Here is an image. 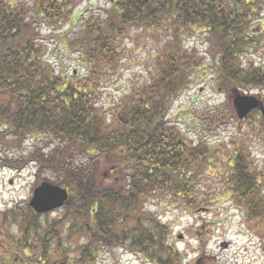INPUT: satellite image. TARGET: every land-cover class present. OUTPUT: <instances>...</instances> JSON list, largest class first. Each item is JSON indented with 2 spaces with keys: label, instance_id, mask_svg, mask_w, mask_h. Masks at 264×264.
<instances>
[{
  "label": "trees",
  "instance_id": "1",
  "mask_svg": "<svg viewBox=\"0 0 264 264\" xmlns=\"http://www.w3.org/2000/svg\"><path fill=\"white\" fill-rule=\"evenodd\" d=\"M80 3L0 0V169L35 166L38 182L52 171L70 194L58 220L39 221L45 214L29 203L0 210V235L18 226L15 235L0 236L9 239L0 243L8 251L3 261L52 263L66 250L54 248L63 226L83 239L81 264L113 247L171 264L179 257L172 226L148 207L201 211L217 195L264 225V170L253 156L264 142V116L247 131L251 139L235 135L219 144L189 140L169 118L195 76L211 74L219 93L264 88V67L251 63L264 54V28L255 25L264 21V0H110L89 14L76 12ZM70 21L77 26L57 33ZM135 31L163 45L144 81L106 102L105 83L122 77ZM198 33L204 54L184 46ZM49 37L77 67L51 60Z\"/></svg>",
  "mask_w": 264,
  "mask_h": 264
},
{
  "label": "rangeland",
  "instance_id": "2",
  "mask_svg": "<svg viewBox=\"0 0 264 264\" xmlns=\"http://www.w3.org/2000/svg\"><path fill=\"white\" fill-rule=\"evenodd\" d=\"M109 2L110 0H81L76 12L81 10H86V14L101 12L106 7L108 8ZM255 25H257V29L264 28V21H256ZM74 26L77 25L70 21L57 33H67ZM42 32L43 35L49 36L52 31L42 27ZM203 34L198 33L188 37L184 46L197 49L204 54L207 52L208 45H206L207 42ZM133 35L136 38L128 44V58L122 77L112 76L105 83L106 102L114 97H120L122 91L129 89L132 85L143 82L142 75L146 74L147 68L152 65L153 59L151 57L155 54L157 45L159 47L163 45V43H156L147 32L138 35V32L135 31ZM48 42L52 61L57 65L60 63L67 69L77 67L74 59H71L65 50L59 49L57 51L56 46L59 43L55 37H49ZM251 63L256 67H264V54L256 57L255 60L252 59ZM202 77L195 76L194 84H191L189 89L175 102L169 112L170 120L176 122L189 140L192 139L197 144L204 142H212L211 144L228 143L231 141V137L235 135L238 136V140L251 139L252 135L247 131L253 134L251 125H256L257 121L259 125L262 123L259 120V117L262 118L260 111L256 109L251 115L252 117L243 122L237 117L233 104V98L237 92L219 93L221 89L212 85L213 77L211 74L205 73ZM242 93L257 95L264 101V88L258 87ZM256 117L258 119H255ZM225 134L226 137L221 138ZM227 134H231V136L228 137ZM29 140H31L29 142V149H31L35 140ZM253 148V156L255 155L257 158V163L260 162L261 170H264V142H257ZM36 171L37 168L32 165L23 171L0 169V210L8 206L12 207L15 203L19 205L29 203L33 188L38 182L36 181L38 178ZM40 176L41 181L43 179L57 181L56 177H58L56 173L49 170H45L44 174L40 173ZM207 183L211 184L212 181H207ZM215 199L209 209L188 211V213H184L180 208L164 206L163 204L148 207L150 210L159 213L163 220L172 226L173 240L176 242L179 257L172 258L171 264H264V225L250 221L246 213L233 207L232 202L227 200V196L217 195ZM63 213L64 210L60 208L45 214L38 220H58ZM17 228V225L10 224L6 226V231L0 236L9 238L12 234L15 235ZM59 230L62 231L63 237L58 239L60 242L54 243V248L60 250L62 246H65L63 248L66 250L64 255L58 252L53 254L51 256L52 263L81 264L83 255L79 246L83 239H79V235H70L65 232L63 226ZM180 234L183 235L182 239L179 238ZM6 242L0 240V243L7 244ZM105 250L100 253L93 264H155L147 263L140 255L125 251L122 248L113 247ZM1 253L8 254V251L0 250V264H19V257L6 263L7 261H3L5 256L3 257Z\"/></svg>",
  "mask_w": 264,
  "mask_h": 264
},
{
  "label": "water",
  "instance_id": "3",
  "mask_svg": "<svg viewBox=\"0 0 264 264\" xmlns=\"http://www.w3.org/2000/svg\"><path fill=\"white\" fill-rule=\"evenodd\" d=\"M233 103L240 118L246 117L257 108L264 115V105H262L263 103L256 96L236 94ZM34 189L30 205L40 213L49 212L63 206L69 197L66 188L47 181H44Z\"/></svg>",
  "mask_w": 264,
  "mask_h": 264
}]
</instances>
